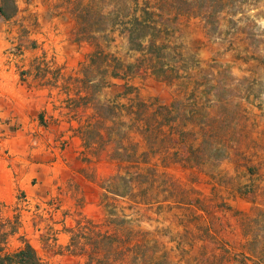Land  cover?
Instances as JSON below:
<instances>
[{
  "label": "rangeland",
  "instance_id": "1",
  "mask_svg": "<svg viewBox=\"0 0 264 264\" xmlns=\"http://www.w3.org/2000/svg\"><path fill=\"white\" fill-rule=\"evenodd\" d=\"M14 2L10 18L0 14V227L17 228L6 248L25 239L43 264H82L66 229L102 222L113 203L164 264H238L241 254L264 264V0L224 2L209 18L165 8L162 64L119 24L133 0ZM97 49L121 76L101 87L91 66L92 102L174 101L168 141L148 148L143 123L123 111L114 140L84 148L79 126L92 107L78 106L81 65ZM119 131L148 148L144 201L105 197L113 175L136 170L115 158Z\"/></svg>",
  "mask_w": 264,
  "mask_h": 264
},
{
  "label": "trees",
  "instance_id": "2",
  "mask_svg": "<svg viewBox=\"0 0 264 264\" xmlns=\"http://www.w3.org/2000/svg\"><path fill=\"white\" fill-rule=\"evenodd\" d=\"M230 1L233 0H162L159 3H154V5H150L148 1L142 2L140 5L138 0H133V5L130 7L131 12L125 16L126 21H119V24L125 26L128 42L133 48L147 50L158 63L162 64L165 49L169 47L157 36L166 30V26L162 22V12L165 8L174 10L177 17L201 14L209 18L213 11L217 10V7L222 8L224 2L229 3ZM15 10L14 0H0V14L5 19L10 18ZM91 66H96L99 69L98 82L101 83V87L107 86V76L113 78L121 76L117 71L120 65L116 57L101 49L93 51L81 65L82 78L80 80L83 93L79 97L82 101L79 102L78 106H82L84 109H88L89 106L92 107V113L88 115L84 124L79 126L85 149L93 151L107 141L114 140L110 136H114V133L117 136L118 133L113 125L117 123L115 126L117 127L124 122H116L114 119L119 117L123 111L129 116L131 125L136 121H141L144 126L142 130L144 132L149 130L147 134L141 130L138 131L148 148L152 146L150 142L164 143L169 140L170 137L163 127L168 126L170 128V122H174L176 119L175 110L177 105L174 101L168 105L152 106L144 101H133L125 105L114 99L107 102H98L95 105L90 94L93 81L87 75ZM121 95H118V97ZM151 128L154 133L150 131ZM186 132L188 131L179 128L177 129V136L181 137ZM118 137L121 138V142L118 141L116 153L119 156L115 158L126 161L136 170L131 173L126 171L125 174L117 173L113 175L108 181V185L103 187L105 197L111 194L118 197L128 196L129 200L134 202L144 201L143 194L146 188L143 182H146V180H143V178L147 174L142 172V168L147 167H141V163H147L148 148L138 151L136 143H123V141L125 142V139H123L125 133L123 132L120 135L119 131ZM150 137L152 138L151 141L148 140ZM120 154L124 157H121ZM136 196L139 199H132ZM112 204H104L107 216L102 222L78 220L74 226L66 229L69 236L66 245L67 250L73 254L83 256L82 264H164L162 255L149 253V245H147L148 243L140 231L127 226V214L121 209L116 211L117 205ZM109 205L112 208H109ZM16 230L15 225H11L10 229H6L3 225L0 227V264H43L35 248L25 239H22L21 246L13 250L6 248L7 237L16 233ZM236 260L238 264H250L248 263V257L244 254H241L239 259Z\"/></svg>",
  "mask_w": 264,
  "mask_h": 264
}]
</instances>
